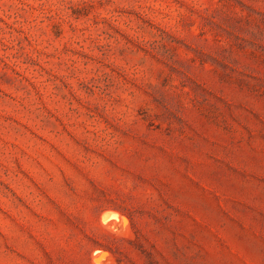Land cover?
I'll use <instances>...</instances> for the list:
<instances>
[{"label":"rangeland","instance_id":"1","mask_svg":"<svg viewBox=\"0 0 264 264\" xmlns=\"http://www.w3.org/2000/svg\"><path fill=\"white\" fill-rule=\"evenodd\" d=\"M0 264H264V0H0Z\"/></svg>","mask_w":264,"mask_h":264},{"label":"bare ground","instance_id":"2","mask_svg":"<svg viewBox=\"0 0 264 264\" xmlns=\"http://www.w3.org/2000/svg\"><path fill=\"white\" fill-rule=\"evenodd\" d=\"M118 218H119V216L117 215V213L112 212V211H106V212L102 215V220H103L104 222H107V221L110 220V219H115V221H116V219H118Z\"/></svg>","mask_w":264,"mask_h":264}]
</instances>
